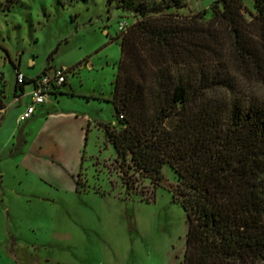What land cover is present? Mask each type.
Listing matches in <instances>:
<instances>
[{"label": "rangeland", "instance_id": "obj_1", "mask_svg": "<svg viewBox=\"0 0 264 264\" xmlns=\"http://www.w3.org/2000/svg\"><path fill=\"white\" fill-rule=\"evenodd\" d=\"M220 1L183 0L181 8L164 11L205 21ZM241 1L249 20L254 0ZM140 2L160 7L158 0H0V138L18 128L13 148L0 153V264H182L186 217L180 203L167 188L117 160L98 126L111 121L117 129L123 126L111 101L123 33L119 23L131 25L140 16ZM64 66L70 70L66 83L50 97L54 103L44 106L60 101L61 110L96 120L82 147L73 119H49V133L38 132L43 120L37 119L27 128L29 137L23 135L25 121L15 122L16 69L29 78ZM247 85L254 94L264 92L249 80ZM69 87L74 96L66 93ZM30 88L26 83L25 93ZM44 112L35 118H44ZM24 137L41 145L44 158L67 161L49 166L35 161L32 152L25 161L29 168L17 165L8 152L18 149L19 159ZM163 170L174 182L169 166Z\"/></svg>", "mask_w": 264, "mask_h": 264}, {"label": "trees", "instance_id": "obj_2", "mask_svg": "<svg viewBox=\"0 0 264 264\" xmlns=\"http://www.w3.org/2000/svg\"><path fill=\"white\" fill-rule=\"evenodd\" d=\"M158 2H140L121 35L111 101L123 126H98L117 160L180 203L182 264H264V92L247 85L264 89V0L249 20L241 0H221L205 21Z\"/></svg>", "mask_w": 264, "mask_h": 264}, {"label": "crops", "instance_id": "obj_3", "mask_svg": "<svg viewBox=\"0 0 264 264\" xmlns=\"http://www.w3.org/2000/svg\"><path fill=\"white\" fill-rule=\"evenodd\" d=\"M25 85L22 86V88L25 89ZM14 94H13V103L12 104H17L18 105V110H17V115L24 109L26 103L28 102V97H26V100L23 101L22 97L25 96H21L18 97V99L16 100L15 97L16 95L19 93V85H15L14 87ZM66 93L70 96H74V92L71 89V87H69L68 90H65ZM50 105H52L54 103L53 100L49 101ZM52 102V103H51ZM3 103V101H2ZM5 104V102H4ZM49 104V103H46ZM59 104L60 101H58L57 103H55V106H52L51 108H46L44 106V104L38 106L35 110L34 115L29 118L28 120L25 121V124L23 125V135H27L29 132V130H27L29 124L33 123L35 120L40 119L43 120L41 127L39 128L38 132H45V133H49V129H50V125L48 124V120L51 118H54L55 116H61L62 118H69V119H73L76 124L78 125V130H79V146L84 144L85 141V130L88 129V132L92 130L93 126H96L94 119L91 118V116L89 114H87L86 112H79L77 110H61L59 108ZM1 107V106H0ZM45 111V112H44ZM4 112L3 107L0 108V114ZM38 112V114H44L46 115L44 118H35V116L37 115L36 113ZM1 117V115H0ZM17 117V116H16ZM16 120V119H15ZM17 125H19L20 123H17V121H15ZM0 123H1V118H0ZM112 124L115 123V121H111ZM18 132V128L15 127L11 130L10 134L7 137L4 138H0V153L6 149V147L10 146L9 148H13V146L16 143L15 137L16 134ZM87 132V134H88ZM28 136V135H27ZM29 137V136H28ZM28 137H24V144L22 145V151L21 156L18 159V149L14 150V149H10L8 152L9 156H14L15 157V161L18 162L19 164H23L25 167L29 168L30 165L27 164L26 158L32 153L34 152L37 155V159L35 161H48L47 164L49 166H59L62 163H64L65 161H67L63 156H58V157H53V155H50L49 158H46L47 155L45 156V158L43 157L44 153V149H42L41 145H37V148L34 145L33 139L29 140ZM38 144V143H37ZM7 148V149H9ZM41 156L43 157V159H40ZM2 159V158H1ZM79 161H81V156H80V151H79V157H78ZM77 159V160H78ZM62 162V163H61ZM3 178V174H2V170L0 169V186H1V181ZM15 198H18V194L15 195Z\"/></svg>", "mask_w": 264, "mask_h": 264}, {"label": "built area", "instance_id": "obj_4", "mask_svg": "<svg viewBox=\"0 0 264 264\" xmlns=\"http://www.w3.org/2000/svg\"><path fill=\"white\" fill-rule=\"evenodd\" d=\"M128 27L126 21L119 23V28L123 31ZM70 70L67 67L53 68L49 67L45 69L41 74L35 77H27L22 71L16 69V83L19 85V93L15 99L23 95H27L28 102L24 109L17 115V123L23 122L31 118L38 106L45 104L50 101L51 96H56L57 93L61 92V87L66 83L67 76ZM26 83L31 84V88L25 93L23 85ZM120 117H122L120 115Z\"/></svg>", "mask_w": 264, "mask_h": 264}]
</instances>
